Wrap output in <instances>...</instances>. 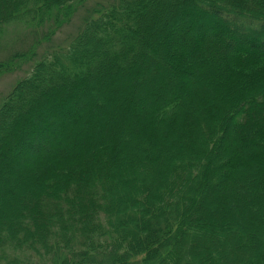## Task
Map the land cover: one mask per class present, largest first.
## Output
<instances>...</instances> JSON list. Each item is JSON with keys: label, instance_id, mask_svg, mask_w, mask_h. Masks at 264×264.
<instances>
[{"label": "trees", "instance_id": "trees-1", "mask_svg": "<svg viewBox=\"0 0 264 264\" xmlns=\"http://www.w3.org/2000/svg\"><path fill=\"white\" fill-rule=\"evenodd\" d=\"M109 2L0 107V264H264V0Z\"/></svg>", "mask_w": 264, "mask_h": 264}, {"label": "rangeland", "instance_id": "rangeland-1", "mask_svg": "<svg viewBox=\"0 0 264 264\" xmlns=\"http://www.w3.org/2000/svg\"><path fill=\"white\" fill-rule=\"evenodd\" d=\"M109 1L113 0H83L75 3L69 18L65 10L53 7L42 22L19 20L1 24L0 107L6 96L21 79L30 74L39 60L49 56L48 53L54 49L66 45L68 36L77 31L84 17L101 3ZM47 35H50L49 39H46Z\"/></svg>", "mask_w": 264, "mask_h": 264}]
</instances>
